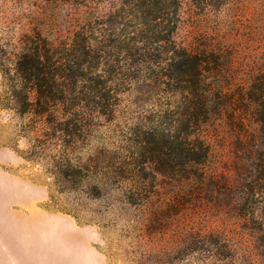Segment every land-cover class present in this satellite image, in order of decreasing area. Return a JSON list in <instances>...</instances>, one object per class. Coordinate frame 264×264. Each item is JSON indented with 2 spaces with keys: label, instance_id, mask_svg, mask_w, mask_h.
Segmentation results:
<instances>
[{
  "label": "rangeland",
  "instance_id": "374dc122",
  "mask_svg": "<svg viewBox=\"0 0 264 264\" xmlns=\"http://www.w3.org/2000/svg\"><path fill=\"white\" fill-rule=\"evenodd\" d=\"M160 1L0 0V264H264V0ZM35 33L82 106L54 114L64 134L5 100ZM173 45L217 60L223 107L189 136L204 181L154 176L142 148L186 96Z\"/></svg>",
  "mask_w": 264,
  "mask_h": 264
},
{
  "label": "trees",
  "instance_id": "16d2710c",
  "mask_svg": "<svg viewBox=\"0 0 264 264\" xmlns=\"http://www.w3.org/2000/svg\"><path fill=\"white\" fill-rule=\"evenodd\" d=\"M166 15L164 14V17ZM159 22L161 27L157 29L163 33L162 31H166L165 28L175 30L180 19L174 13V20L170 24L169 20L164 18ZM173 46L175 55L169 60V66H174L182 75L180 83L184 85L182 90L186 96L175 111L167 110L174 114L176 120L155 128L159 132H155L156 136L155 133L149 134L151 137L143 143L142 148L147 151L148 165L154 176L174 181L177 179L204 181L209 149L196 136L192 138L189 136L194 135L210 118L218 117L223 107L224 95L218 82L220 75L210 70L206 76V72L209 71L206 66L215 64L217 60L212 56L213 50L207 51L203 48L192 51L185 47ZM59 56L60 53L50 41L35 33L20 41L18 52L10 63L12 68H3L1 77L5 96L9 98L5 100H12L17 112L20 114L30 112L44 120L50 130L64 134L66 131L60 129L62 122H58L54 114L66 112L72 117L82 106L76 104L73 109L69 108L71 101L65 97L62 71L64 67ZM95 84L104 87L105 81L98 76L95 78ZM32 93L34 97L30 100L29 95ZM66 137L70 138L69 135ZM74 137L77 138L78 135ZM111 174L119 175L114 170Z\"/></svg>",
  "mask_w": 264,
  "mask_h": 264
}]
</instances>
